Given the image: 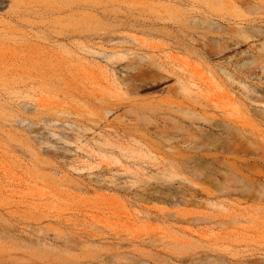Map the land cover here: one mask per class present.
Instances as JSON below:
<instances>
[{
	"label": "rangeland",
	"instance_id": "rangeland-1",
	"mask_svg": "<svg viewBox=\"0 0 264 264\" xmlns=\"http://www.w3.org/2000/svg\"><path fill=\"white\" fill-rule=\"evenodd\" d=\"M0 264H264V0H0Z\"/></svg>",
	"mask_w": 264,
	"mask_h": 264
}]
</instances>
